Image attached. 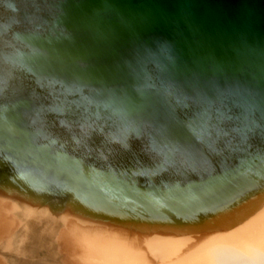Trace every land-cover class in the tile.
<instances>
[{
	"label": "water",
	"instance_id": "95a60500",
	"mask_svg": "<svg viewBox=\"0 0 264 264\" xmlns=\"http://www.w3.org/2000/svg\"><path fill=\"white\" fill-rule=\"evenodd\" d=\"M0 144L123 194L229 183L264 160V0H0Z\"/></svg>",
	"mask_w": 264,
	"mask_h": 264
},
{
	"label": "bare ground",
	"instance_id": "6f19581e",
	"mask_svg": "<svg viewBox=\"0 0 264 264\" xmlns=\"http://www.w3.org/2000/svg\"><path fill=\"white\" fill-rule=\"evenodd\" d=\"M52 213L57 241L66 230L62 243L72 264H264V160L182 200L104 190L82 174H58L37 155L9 154L0 144L3 247L11 248L22 217Z\"/></svg>",
	"mask_w": 264,
	"mask_h": 264
},
{
	"label": "rangeland",
	"instance_id": "374dc122",
	"mask_svg": "<svg viewBox=\"0 0 264 264\" xmlns=\"http://www.w3.org/2000/svg\"><path fill=\"white\" fill-rule=\"evenodd\" d=\"M48 200L52 208L56 209V198ZM21 219L22 223L13 233L11 248L5 249L3 242L0 243V264H72L62 243L66 230L60 232L56 240L60 227L55 213L47 218L33 216Z\"/></svg>",
	"mask_w": 264,
	"mask_h": 264
}]
</instances>
